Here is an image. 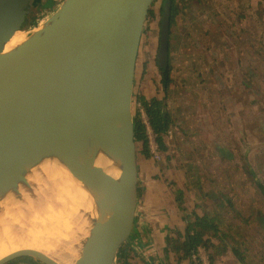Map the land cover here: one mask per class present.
<instances>
[{
    "label": "water",
    "instance_id": "obj_1",
    "mask_svg": "<svg viewBox=\"0 0 264 264\" xmlns=\"http://www.w3.org/2000/svg\"><path fill=\"white\" fill-rule=\"evenodd\" d=\"M156 1L64 0L41 29L5 51L30 23L35 0H0V195L18 193L20 184L29 185L32 167L59 158L91 189L99 212L77 264H116L141 219L144 164L134 94L139 50ZM170 16L166 0L157 54L163 68ZM93 143L122 166L120 180L94 186L88 176ZM24 256L59 264L31 250L0 264Z\"/></svg>",
    "mask_w": 264,
    "mask_h": 264
},
{
    "label": "crops",
    "instance_id": "obj_2",
    "mask_svg": "<svg viewBox=\"0 0 264 264\" xmlns=\"http://www.w3.org/2000/svg\"><path fill=\"white\" fill-rule=\"evenodd\" d=\"M201 1L206 4L205 0H188L170 29L168 63L175 84L167 95L157 63L161 33V21L157 17L151 23L148 40L147 25L142 38L136 69L137 95L141 100L150 101L154 97L164 100L177 131L170 144L163 140L166 147L161 161L143 154V212L135 231L134 247L129 249L130 264H194L193 254H178L168 239L184 241L190 223L204 216L218 224L216 234H211L213 243L217 245L221 241L224 245H219L222 248L218 252L213 247H201L212 264H264V211L255 205L256 197L247 195L245 187L239 190L234 181L226 182V176L232 178L231 164L239 169L234 147L238 141L232 130L240 127L249 134L252 110L231 103L228 93L232 90L228 82L231 78L227 69L222 75L229 103L223 108L220 94L216 99L217 88L204 77L205 69L188 72L193 58L185 55V51L190 45L195 46V42L186 39L190 27L185 15L191 4L198 7ZM163 3L161 0V16ZM214 30L211 28L208 33ZM213 57L217 59L216 53ZM214 75L217 78L215 72ZM248 162L259 177L250 159ZM246 176L251 177L249 173ZM239 180H242L239 184H247L243 176ZM248 201L251 202L247 206ZM262 202L258 203L263 205Z\"/></svg>",
    "mask_w": 264,
    "mask_h": 264
},
{
    "label": "rangeland",
    "instance_id": "obj_3",
    "mask_svg": "<svg viewBox=\"0 0 264 264\" xmlns=\"http://www.w3.org/2000/svg\"><path fill=\"white\" fill-rule=\"evenodd\" d=\"M63 1L35 0L32 8L34 22L28 23L27 29L31 30L34 26L46 21ZM177 1L181 7L180 10L187 6L188 0ZM205 1L206 4L201 1L198 7L191 4L186 10L185 20L190 27V34L184 38L195 42V46L190 45L185 51V55H191L192 60L195 61L190 60L192 65L188 72L193 73L201 68L205 69L204 77L212 86L217 88L215 95L218 101V94H220L222 108L226 106V103H229L226 100V95L229 93L231 103L240 104L252 110L248 119L251 135L244 131V128L238 127L239 129L232 130L235 131L236 136L234 138L238 141V144L234 146L236 162L242 164L245 159L247 161L250 159L259 174V178L264 181V0H262L263 4L260 0ZM160 5L161 0H157L148 18L146 41L152 31L151 23L154 18L157 17V20L161 21ZM202 12L205 13L204 16H200ZM211 28L215 30L208 33ZM215 53L217 59L213 57ZM224 69H227L230 74L229 78H231L228 82L232 90L228 93H226V83L223 81L225 79L222 75ZM214 72L217 74V78ZM134 95V98L141 100L137 95L136 86ZM139 143L142 154L146 155L143 153V141L141 140ZM201 159L203 160L202 156ZM213 165L216 164L213 163ZM230 172H232V178L226 176V182L229 181L230 184L231 181H234V184L239 186V190L245 187L247 195L252 198L256 197L255 205L264 211V193L254 183L252 176H246L247 170L241 167L238 169L231 164ZM242 176L247 183L246 185L239 184L242 182L239 180ZM48 178L45 175L42 178L45 180L44 185ZM222 183L225 181L223 180ZM260 200L263 201V205L258 203ZM250 202H247V206ZM134 235L135 232L128 242L131 243L130 247H134ZM30 258L19 259L18 261L43 264L33 257ZM129 258L128 262H130ZM118 262L124 264L119 258ZM6 264H12V262Z\"/></svg>",
    "mask_w": 264,
    "mask_h": 264
},
{
    "label": "bare ground",
    "instance_id": "obj_4",
    "mask_svg": "<svg viewBox=\"0 0 264 264\" xmlns=\"http://www.w3.org/2000/svg\"><path fill=\"white\" fill-rule=\"evenodd\" d=\"M42 23L32 29H41ZM33 30L16 31L5 51L28 39ZM92 147L88 176L94 186L120 180L122 166L97 143ZM44 175L49 177L45 185ZM27 179L29 185L20 184L18 193L0 195V260L31 250L59 264H77L99 214L91 189L57 157L32 167Z\"/></svg>",
    "mask_w": 264,
    "mask_h": 264
},
{
    "label": "trees",
    "instance_id": "obj_5",
    "mask_svg": "<svg viewBox=\"0 0 264 264\" xmlns=\"http://www.w3.org/2000/svg\"><path fill=\"white\" fill-rule=\"evenodd\" d=\"M166 0H164L165 2ZM171 1V16H170V29L171 27L176 23L177 16L180 12V6L177 4V0H170ZM164 5V3H163ZM163 11V7H162ZM30 22H34V18L32 17ZM28 28V24L25 25L24 29ZM171 33V31H170ZM170 35V34H169ZM162 72V85L164 92L167 95L168 90L174 86L175 81L172 78V67L169 65L166 68L160 67ZM143 104L149 113L151 117L152 124L154 125L155 129L160 132L164 133L168 129H170L173 126V123L170 119V116L168 114V111L165 107L166 102L164 103V100L158 99L156 97L152 98L150 101L148 100H142ZM135 128H136V138L138 141H143L144 149L143 153H146V146H145V131L142 122L140 121L138 116H135ZM161 146L163 148L166 147L163 140H161ZM239 167H244L248 173L252 176V180L255 184L258 185L260 190L264 193V181L260 179L257 174L255 173L254 169L252 168L251 164L247 161V159L244 160V162L241 164H237ZM218 229V224L213 220L212 218H209L207 216H204L202 218H197L194 222L190 223L188 226V233L187 237L184 241H181L180 238L174 239L170 238L168 239V244L172 248V250L176 251L178 254L181 252L185 255L188 254H195L197 252L200 245L205 246L206 248L213 247L216 249V252L221 250L219 248V245L224 246L223 242L220 241L219 244L215 245L212 241L211 234L214 232L216 234V231ZM205 235H208V237H205ZM131 243H127L125 247L120 251L119 253V260L121 262H124V264H129L128 258H129V249H130ZM236 252H238L237 249H235ZM181 256V255H180ZM241 256V255H240ZM19 259H31L30 257L24 256L16 258L15 260Z\"/></svg>",
    "mask_w": 264,
    "mask_h": 264
},
{
    "label": "built area",
    "instance_id": "obj_6",
    "mask_svg": "<svg viewBox=\"0 0 264 264\" xmlns=\"http://www.w3.org/2000/svg\"><path fill=\"white\" fill-rule=\"evenodd\" d=\"M135 116L139 117L144 127L147 154L153 160L161 161L163 159V147L161 146V140H166L170 144V142L174 139L177 128L172 126L164 133L158 132L152 124L151 117L147 112L143 101L138 99L135 101ZM201 247L202 245H200L197 252L193 254L194 264H212L210 259L203 253L204 249H201ZM116 264H119V262Z\"/></svg>",
    "mask_w": 264,
    "mask_h": 264
}]
</instances>
